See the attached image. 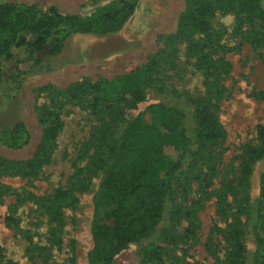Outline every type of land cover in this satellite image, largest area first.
<instances>
[{
	"label": "rangeland",
	"instance_id": "1",
	"mask_svg": "<svg viewBox=\"0 0 264 264\" xmlns=\"http://www.w3.org/2000/svg\"><path fill=\"white\" fill-rule=\"evenodd\" d=\"M119 0H0L55 6L62 14L87 16ZM216 2L217 0H210ZM264 4V0H262ZM197 0H138L131 16L116 30L72 34L58 52L49 40L38 62L10 61L2 66L0 128L23 124L27 142L10 146L0 140V264H87L92 248L93 197L109 149L128 125L151 105L180 111L186 147L169 178L163 211L150 232L128 243L112 264H226L231 222L243 230L241 264H256L264 154L251 165L247 181L233 189L243 151L258 144L264 125V45L258 20H243L234 4L217 6L209 28L196 30L184 20ZM22 59V48L13 49ZM145 66V99L130 106L129 94H102L92 108L89 94L70 97L74 83L111 80ZM26 71L18 91L6 94L10 70ZM218 117L224 138L201 147L196 140V110L202 104ZM111 106V107H109ZM58 113L61 128L44 140L41 109ZM44 145V149H41ZM40 157L35 173L23 161ZM56 189L59 224L48 209ZM222 209V210H221ZM153 248L156 256H145Z\"/></svg>",
	"mask_w": 264,
	"mask_h": 264
},
{
	"label": "trees",
	"instance_id": "2",
	"mask_svg": "<svg viewBox=\"0 0 264 264\" xmlns=\"http://www.w3.org/2000/svg\"><path fill=\"white\" fill-rule=\"evenodd\" d=\"M137 1L119 0L87 16L62 14L53 5L46 12H41L36 5L0 3V82L3 64L10 61L38 62L35 55L44 50L49 40L52 41L50 51L55 53L69 35L103 34L118 29L132 15ZM197 1V6L186 12L183 18L196 30L205 32L215 8L231 3L242 14L243 20L259 21L263 33L252 37V42L264 45L262 0ZM17 48L23 50L22 59L15 58L13 49ZM145 70L143 66L129 74L111 80L100 79L94 84L85 81L74 83L67 93L70 97L89 94L92 108L102 105V94L105 92L110 101L113 95L129 94V105L134 106L145 99L141 84ZM25 77V70L17 67L10 70L4 79L5 93L18 91ZM195 115V136L201 147L224 138L221 123L208 104L202 103ZM183 118V114L172 107L151 105L128 125L118 144L110 147L107 164L93 197V244L87 264H112L118 252L134 239L147 235L156 224L163 211L169 178L178 168L185 151L186 142L180 129ZM39 120L44 140L54 138L61 128L58 113L43 108ZM257 138L258 144L244 148V161L232 187L234 190L242 187L251 172V165L264 154V125L257 127ZM27 139V132L21 123L12 128H0V140L7 145L24 144ZM40 148L44 149V145ZM41 162L40 157H33L21 163L27 173H35ZM3 164L0 159V165ZM67 195L66 190L56 189L48 204L57 224L61 220L55 201ZM226 237L230 243V250L225 256L226 264H241L244 257L243 230L237 220L230 223ZM144 255L159 258L158 251L153 248L145 249ZM255 257L256 264H264V174Z\"/></svg>",
	"mask_w": 264,
	"mask_h": 264
}]
</instances>
